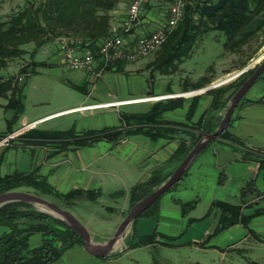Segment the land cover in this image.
<instances>
[{
  "label": "rangeland",
  "instance_id": "374dc122",
  "mask_svg": "<svg viewBox=\"0 0 264 264\" xmlns=\"http://www.w3.org/2000/svg\"><path fill=\"white\" fill-rule=\"evenodd\" d=\"M20 3L21 0H10L9 6L11 5L12 13L18 10ZM197 17L198 15H195V18ZM261 38L260 35L256 36L249 39L242 48L227 50L225 48L227 40L225 32L202 27L191 53L182 61L177 62L170 70L161 68L159 65L165 53L162 45L148 56L129 61L127 64H129V68H133L132 72H107L97 78L88 77L87 72L83 70H67L60 62L54 65H41L37 68L36 73L26 76L23 69L27 67L31 69L33 67L31 65L32 60L37 62L49 61L53 56L52 53L43 51L44 45L35 46L32 42L27 43L24 45L26 52L22 56L14 58L6 67L0 69V79L15 76L22 78L20 79L21 82L27 77L24 108L19 113L17 121L12 124V127L14 126L12 132L3 137L6 140L0 144V151L7 147L17 146L18 140L27 145L44 146L50 149L54 147L60 151L61 141L44 140L28 134L33 129L39 132L48 131L45 129H74L81 134L89 129L123 126L125 125L122 119L124 113L146 112L155 103L150 102V100H132L121 104L138 101L149 102L133 103L122 107L111 105L109 107H97L93 110H71L73 112L68 114L65 112L71 111L51 113L68 107L86 105L100 99L138 95H144L143 97L161 96L165 101L166 95H152L148 94V91L150 89L166 90L167 86L171 88L172 83L181 82L180 85L184 89L182 94L191 99V103L195 94H187V92L203 89L196 94L199 96L209 92L199 97V108L196 109L199 111L207 105L209 96L213 95L211 90H219L222 94L221 97L226 99L234 89L241 87L253 74L258 65L264 61V44L260 45ZM245 62H247L246 65L242 66ZM105 71L109 70L105 69L103 73ZM261 74L262 76L250 87L246 96L253 97L260 93L259 86H264V71ZM86 77L90 80L89 82H86ZM198 81H207L208 83L199 88H194ZM79 85H85V87H77ZM182 98L184 97L173 100H182ZM230 99L227 98L223 101L222 114L211 128L215 130L218 128ZM2 102L6 103L7 99L3 98ZM12 115L11 109L0 106V131L8 129L9 118ZM44 115L47 117L38 121L33 127L18 129ZM103 141L111 140L104 139ZM190 141L192 143L194 139L190 138ZM216 141L243 150L240 146L231 144L220 137L204 147L205 149L203 148L196 156L182 178L159 197L156 205L152 207L150 205L127 227L126 230H134V234L124 246L121 242L122 245L120 246H123L122 249L124 250H115L120 253L117 254L114 251V254L107 256L104 262L103 260L98 261L96 257H92L88 253L81 254L77 250H69L61 259L51 264H264V242L254 237L240 240L246 232L245 227L241 224L214 231L217 220L215 213L207 214L214 200L231 203L242 202L244 194L247 191L252 192V188H248L251 179H254L257 187L264 190L263 173L258 172L254 166L248 165L244 161L229 162L225 160L226 158L222 154L214 153ZM193 146L192 144V148ZM105 147L106 143H102V146L100 144L95 147L82 148L77 152H69L65 161L62 156L59 157L58 160L61 163L57 162L56 166L60 165V167L54 177L51 175L49 180L54 183L60 182L57 186L61 187L74 180L73 177H68L69 175L64 173V169L70 165V161L75 158L80 164L88 163L92 165L91 168L103 171L102 174L97 175L100 180L95 186H100L102 192L96 201L80 198L74 204L76 198L80 196L76 198L69 196L65 200L30 185H22L15 190L37 194L66 208L92 231L96 240H104L106 238L104 236L105 231L117 230L119 227L114 228L112 221L114 222L120 214H124L125 217L129 214L131 206L125 213L121 209L127 206L131 188L138 181L135 178H129L127 171L121 164L127 156L133 155V146L128 145L124 148H112L110 146L108 152H105ZM34 154L33 165L37 161L41 163L43 160L41 150H37ZM249 154L264 158L263 151L249 149ZM30 156L29 158L28 152V157L24 159L29 162V159L32 158L31 154ZM20 160L22 162L20 167L24 169L23 157ZM32 162L27 164L30 166ZM16 167L12 165V170ZM49 167V162L43 165L46 170ZM31 168L32 166L26 167V169ZM36 168L38 171V167ZM37 171L34 173L38 178H41ZM74 173L80 174L79 172ZM162 174H160L159 179L166 180L169 177L168 174ZM71 186L72 184L69 183L64 186V189ZM116 190L123 191L115 192ZM14 207L17 208L18 213L28 212L34 208L37 210L44 208L41 204L30 203H17ZM222 214L223 212L219 211V218ZM10 220V222L0 225V237L7 238L10 237L12 231L15 232L16 240L23 242V245L19 246L22 256L32 255V249L41 242V235L34 234L29 242V246L32 248L26 249L28 236L32 230H47L49 228V230H57V232H70V229L53 217L18 216ZM159 232L162 237H158L162 241H154L150 245L148 243V245L141 244L140 241L147 235H158ZM54 233L50 237L54 236ZM73 240L80 242L76 238Z\"/></svg>",
  "mask_w": 264,
  "mask_h": 264
},
{
  "label": "trees",
  "instance_id": "16d2710c",
  "mask_svg": "<svg viewBox=\"0 0 264 264\" xmlns=\"http://www.w3.org/2000/svg\"><path fill=\"white\" fill-rule=\"evenodd\" d=\"M117 2L118 0H37L36 3L30 2V4L12 13L7 20H0V69L6 67L14 58L22 56L26 52L25 44L32 42L35 46H40L60 36L82 37L85 42H89V46L96 53L99 42L109 33L112 27L110 11ZM195 15H198V17L195 18ZM202 27L225 32L227 35L225 48L227 50L242 48L249 39L259 35L262 37L260 45H263L264 0H189L185 17L163 43L165 53L159 62L160 67L170 70L177 62L182 61L183 58L189 55ZM126 62L118 61L111 63L107 68L116 67L117 70L121 71L124 69ZM246 63L242 66L246 65ZM31 65H33L31 69L28 67L23 69L26 76L36 73L37 67L43 65V63L32 61ZM26 80L27 77L20 82V77L17 78L15 76L0 79V106L15 110L14 117L9 120L8 129L0 131V139L12 132V124L17 121L19 113L24 108ZM206 83L208 82L198 81L194 88L204 86ZM239 88L237 87L230 93L227 97L228 100ZM211 92L214 93L212 107L222 109L223 101L227 98H222V94L217 89L211 90ZM199 97V95L194 96V100L188 110V119L193 117L199 104ZM3 98L7 99L6 103L2 102ZM182 101L183 99L159 100L146 112L124 113L122 119L125 125L123 126L89 129L81 134L77 133L74 129L44 132L33 129L28 135H35L37 138L44 140H59L62 144L61 150H63L70 145L92 144L104 139L117 140L123 134L145 133L154 138H174L180 134H189L194 141L190 143L191 141L188 142L186 138H182L173 155L174 157L178 156L184 159L192 148V144L195 145L206 134L213 132L215 129L207 125L205 120L206 114L202 116L195 126H190L196 132L192 129L190 130L189 125L185 122L166 120L162 117L165 110L181 106ZM229 126L218 137L243 148L245 150L244 158L259 160L260 168L264 169V158L251 156L249 154L250 148L240 137L229 131ZM257 151L261 152V150ZM41 178H38L34 171L30 173L13 172L7 174L0 177V194L15 190L22 185H30L47 193L55 194L65 200L69 196L76 198L82 194L92 200H96L101 195V190L99 189H76L68 193H62L47 178ZM163 181L164 179H156L152 176L147 181H141L134 185L131 191L130 206L132 207L139 200L153 192ZM158 200L159 198L151 207L156 205ZM17 203L27 202L20 200L10 201L0 207V225L6 224L11 221L10 219L18 216H46L53 217L56 221L70 229L71 233L68 231L65 233L61 231L57 232V230H49V228L43 230L44 236L41 244L32 249V255L22 256L20 255L19 246H22L23 242L16 240L15 232L12 231L10 237H0V264H50L58 260L66 249L75 243L73 238L84 244V239L80 237L79 233L60 218L46 212H41L35 208L28 212L23 211L18 213L16 211L17 208L14 207ZM242 206L243 204H232L223 200H214L208 214L215 208L223 212L218 220L215 231L222 230L237 222H242L248 226L253 215L243 214ZM262 211L263 209L258 210L256 214ZM34 231L36 230H32L28 236V240L26 239V249L30 248L29 242ZM53 233L54 236L50 237ZM154 241H156V234L147 235L140 242L146 245Z\"/></svg>",
  "mask_w": 264,
  "mask_h": 264
},
{
  "label": "crops",
  "instance_id": "0c3cea01",
  "mask_svg": "<svg viewBox=\"0 0 264 264\" xmlns=\"http://www.w3.org/2000/svg\"><path fill=\"white\" fill-rule=\"evenodd\" d=\"M129 1L130 0H118L114 8L111 9L110 14H111V24L112 25L120 24L123 21L128 11ZM30 2L36 3L37 0H21L19 8L17 9L19 10L23 8L24 6L30 4ZM9 3H10V0H0V20H7L11 16L12 14L10 10L11 5L9 6ZM167 9H168V5L160 2V0H151V2L147 4L145 10L142 13V23L133 30V33L130 35V37L135 38L140 34L152 32L157 27H159L167 18V13H168ZM86 43H89V42H86ZM43 45L44 47L45 46L50 47V50L48 52H45L44 50L43 51L45 53H52L53 56L51 57L49 61H41V63H43V65L44 64L54 65L60 62L65 67L64 61H63L64 60L63 52L61 49H59L57 39L56 38L51 39L50 41L45 42ZM96 54L97 56H99L98 51H96ZM127 63L128 62H126L123 70L119 71L116 69V67H111V68H107L109 71H105L103 75L107 72H132L133 68H129L128 67L129 64ZM261 76L262 74L260 75V77ZM85 80L86 82L90 81L87 77L85 78ZM256 81L254 82V84L256 83ZM180 84L181 82L172 83L171 88L167 86L166 90L150 89L148 91V94H152V95L153 94L166 95V97H164L166 100H171V99L173 100L178 97L180 98L184 97L182 98L183 103L181 106L173 108V109L165 110L162 114V117L166 120L185 122L189 125V128L191 130L192 128L190 126H195L196 123L202 118V116L206 114L205 120H206L207 125L213 126L215 122L218 121V119L220 118L222 114V109H215L214 107H212V104L214 101V93H212L213 95L209 96L210 99L208 100L207 105L204 108H201L199 111H196V113H194L191 119H188L187 114H188V109L191 105V99L186 98L182 94V91L184 89L181 87ZM79 86H81L82 88L85 87V85H79ZM259 88H260V93L256 96H253V97L246 96V93L248 92L250 88L243 95L238 105L234 109L232 120L229 126V131L232 134L240 137L250 149L261 150L264 152V86H259ZM188 93H194V92H187V94ZM207 93L209 92H205L204 94H201L200 97H202L203 95ZM143 96L144 95H138V96H133V97H119V98L104 99V100L100 99V100L93 101L88 104L106 103L104 106L112 105L114 107H117V106L122 107V106L130 105L133 103L149 102V101H138V102L121 104L125 101L153 100L150 102L156 103L157 100L158 101L161 99L164 100L163 97L161 96H156V97H143ZM199 103H200V99H199ZM96 106L98 107V105ZM74 107H77V106L68 107V108L53 112L51 114L64 111V110H69ZM93 107L94 106H91L92 109L90 110L96 109ZM87 108H90V106L84 105L77 109H72V110L82 111ZM197 108H199V104ZM11 110L13 111V115L9 118V120L12 119L15 115V110L14 109H11ZM72 112L73 111L65 112V114L72 113ZM51 114H47V115H51ZM47 115H44L38 118L43 119L47 117ZM41 119L34 121L32 125L37 124L38 121H40ZM18 125L20 124L18 123ZM45 130L51 131L55 129H45ZM192 130L195 131L194 129ZM182 138H186L188 142H190V138H192V136L189 134H180L174 138H167V137H155L154 138L145 133L123 134L117 140H111V141L100 140L92 144L79 145V146L70 145L68 148L60 150V151H57L56 150L57 148L54 149V147H52V149L48 147L49 148L48 149L44 146L35 147L33 145H27V144H24L25 142L18 140L16 143L17 146L7 147L0 151V177L13 173V172L30 173L33 171H37L36 167H38L37 174L40 175V177L47 178V180L49 181L50 176L53 175L54 177L55 173L58 171V168L60 167V165L56 166L57 162L61 163L58 160L59 157L62 156L65 161L67 160V158L65 157L68 156L69 152H72V153L77 152V151H80L82 148L95 147L100 144L102 146V143H106V147L104 148L106 149L105 152H108L107 150L110 149V146L112 148H118V147L124 148L128 145L133 146V155L127 156L126 159L123 160L121 164L123 165V168L127 171V175L129 176V178H135L136 180H138L134 184L136 185L138 182L147 181L152 176H154V178L156 179H159L160 174L163 173L164 175H167V174L170 175L172 172H174V170H176V168L179 166V164L181 163L183 159L178 156L174 157L173 155L175 151L177 150L180 140ZM46 140H49V139H46ZM35 142H36L35 144H37V141ZM38 143H41V142H38ZM37 150H41L43 160L41 163L36 160L37 162L35 161L36 163L35 165H33L34 156H35L34 153H36ZM28 152H29V158L31 157L30 154L32 155V158L29 159V162H27V160L24 159L25 157H28ZM214 153L222 154L226 158L225 160L229 162L237 161V160L244 161L248 165L254 166L258 170V172H262L264 175V169L260 168L259 160L255 158H250V159L244 158V149L241 150L229 144H224L221 141H216V145L214 147ZM21 157H23V161H25L24 169L20 167L22 165V162L20 160ZM31 161H33L32 165L30 164L29 166L27 163H30ZM48 162L50 163V167L46 170V168H43V165L47 164ZM12 165L17 166V167L14 170H12ZM31 166H32L31 169H26V167H31ZM91 166L92 165L88 163L80 164L74 158L72 161H70V165H68L64 169V173L66 175H69L68 177H73L74 179L71 182H69L70 184H72L71 187H69L68 189H64V186H66L69 183L59 187L57 186V184H60V182L57 181V183H54L52 180H51L52 182L50 181L49 182L62 193H68L76 189H99L101 190L100 186H95V184H97V182H99L100 180L97 177V175L102 174L103 171L91 168ZM46 172L47 174H44ZM74 172H79L80 174L76 175ZM224 175L226 174L224 173ZM249 187L252 188V192L247 191V193L244 194V196L242 197V202L232 203V204H243L242 213L245 215H253L249 222V225L246 226L242 222H237L232 225H229L228 227L241 224L245 227L246 232H244L243 237L240 240L250 239L254 237L257 240L264 242V200H262V198H264V190H261L259 187L256 186L254 179H251L249 181L248 188ZM132 188H131V191H132ZM118 191H123V190H116L115 192H118ZM80 198L90 199L86 197L85 195H81L79 198L76 199L74 204H76L78 199ZM246 199L248 200L246 201ZM130 203H131V193L129 194V200H128L127 206L121 209V211L123 210V213H125V211L129 209ZM68 208H71V207H68ZM261 209H263V211L256 214V212ZM219 211L221 210L217 208L212 210V212L215 213V217L217 219L215 228L219 220ZM124 217H125L124 214H120L117 217V219L114 220V222L112 221L113 227L116 228L117 226H119L122 220L124 219ZM88 230L92 234V231L90 229ZM115 232L116 230L105 231L104 236H106V238L104 240H96L93 235L92 237L95 242L101 243V241H106L108 238H110ZM93 233H95V231H93ZM34 234L41 235V242H42V239L44 236L43 230H36L34 231L33 235ZM133 234H134V230H125L121 238L118 240L117 242L118 244L116 243L115 246L113 247L112 252H114L116 249L121 250L122 248H124L123 246ZM158 236H160V238L162 237L160 235V232L158 235L156 234V241H162ZM41 242L35 247L39 246ZM121 242L123 243V246H120L122 245ZM148 244L150 245L151 243H148ZM118 247H121V248H118ZM30 248L32 247L30 246ZM69 250L70 251L77 250L78 253H81V254L88 253L92 257H96L98 261L103 260L104 262L106 261V257L109 256V255L99 256V255L91 254L90 252L86 250L82 242H75L70 248L66 249V251L63 253L61 257H63L66 253H68ZM115 253H117V251H115ZM61 257L59 259H61Z\"/></svg>",
  "mask_w": 264,
  "mask_h": 264
},
{
  "label": "built area",
  "instance_id": "2783aa9c",
  "mask_svg": "<svg viewBox=\"0 0 264 264\" xmlns=\"http://www.w3.org/2000/svg\"><path fill=\"white\" fill-rule=\"evenodd\" d=\"M150 2L151 0L129 1L128 11L123 21L120 24L112 25L109 33L99 42V56L89 46V43H86L81 37H57L59 49L63 52V61L66 69L83 70L87 72L88 77L97 78L103 74V71L111 63L134 61L158 50L177 27L178 23L185 17L189 0H160V2L168 5L166 20L152 32L140 34L135 38L130 37L133 30L142 23V13ZM49 50L50 47L45 46L44 51L48 52ZM198 91H192L194 92L192 94L196 95ZM105 104L95 103L86 104V106H90L87 109H92L91 106L97 108L96 105L98 107H109L104 106ZM79 107L81 106L64 110L63 112ZM28 124L31 127L34 126L32 123ZM4 140L6 138L0 139V144Z\"/></svg>",
  "mask_w": 264,
  "mask_h": 264
},
{
  "label": "water",
  "instance_id": "95a60500",
  "mask_svg": "<svg viewBox=\"0 0 264 264\" xmlns=\"http://www.w3.org/2000/svg\"><path fill=\"white\" fill-rule=\"evenodd\" d=\"M263 71L264 61L258 65L253 74L234 93V95L230 99L227 110L218 128L213 132L206 134L199 142H197L184 157L176 170L172 172V174L166 180H164L159 187H157L153 192L139 200L131 207L129 214L121 222L116 232L106 241H101V243L95 242L88 228L69 210L37 194L18 190H10L1 193L0 207L7 202L17 200L24 201L30 204H41L44 208H40V210L46 211V213L60 218L79 233L80 237L84 239V246L88 252L99 256L113 254V247L121 238L127 227L134 221V219L138 217L142 212H144L150 205H152L164 192L171 188L184 175V173L189 168L195 157L200 153V151L215 138H217L225 129L228 128L234 109L236 108L246 91L254 84V82ZM26 127L31 128L29 124H25L18 129L23 130L24 128L26 129Z\"/></svg>",
  "mask_w": 264,
  "mask_h": 264
},
{
  "label": "bare ground",
  "instance_id": "6f19581e",
  "mask_svg": "<svg viewBox=\"0 0 264 264\" xmlns=\"http://www.w3.org/2000/svg\"><path fill=\"white\" fill-rule=\"evenodd\" d=\"M32 124H33V122H32Z\"/></svg>",
  "mask_w": 264,
  "mask_h": 264
}]
</instances>
